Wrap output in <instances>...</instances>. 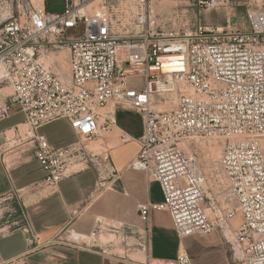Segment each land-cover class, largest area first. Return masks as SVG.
Returning <instances> with one entry per match:
<instances>
[{
	"label": "built area",
	"instance_id": "2783aa9c",
	"mask_svg": "<svg viewBox=\"0 0 264 264\" xmlns=\"http://www.w3.org/2000/svg\"><path fill=\"white\" fill-rule=\"evenodd\" d=\"M95 0H64L49 11L46 0H0V88H12L0 101V121L19 105L25 125L0 131V158L9 170L35 158L45 175L34 187L55 192L73 174L92 168L101 190L119 189L121 172L108 145L98 142L117 124L116 109H133L143 133L122 131V142L138 141L129 168L159 182L163 201L140 204L147 222L139 242L138 264H194L183 248L175 259L152 256L153 209L170 213L177 236H207L220 230L240 264H264V0L249 2V27L228 25L180 34L159 31L151 0H119L88 12ZM144 3V5L142 4ZM207 9L234 10L237 0H195ZM74 30V31H73ZM128 46L119 58V46ZM68 50L69 69L49 61ZM2 71V72H1ZM143 82L138 85V82ZM173 106L154 108L157 98ZM104 111V112H103ZM67 120L75 139L53 145L41 129ZM225 137L220 157L206 167L199 146ZM14 154L7 161L6 154ZM23 188L10 192L21 220L0 222V237L14 229L31 243L37 232L23 202ZM11 214V213H10ZM5 215L0 214V221ZM129 246V243H127ZM22 256L0 264H24Z\"/></svg>",
	"mask_w": 264,
	"mask_h": 264
},
{
	"label": "crops",
	"instance_id": "0c3cea01",
	"mask_svg": "<svg viewBox=\"0 0 264 264\" xmlns=\"http://www.w3.org/2000/svg\"><path fill=\"white\" fill-rule=\"evenodd\" d=\"M46 1L55 9L64 7V0ZM119 109L115 114L117 124L106 133H116L118 143L112 144L114 137L106 134L100 139L109 146L112 161L121 172L119 189L100 191L95 170L88 168L63 180L55 192H49L34 187L45 175L35 158L14 163L9 170L0 158V204L12 199L8 197L10 192L23 188L22 205L37 232L32 243L20 229L0 237V260L22 256L24 264H138L133 260L143 258L134 246L147 225L139 214V206L147 201L161 202L164 197L159 182L150 179L147 172L129 168L140 145L136 140L122 142L120 134L126 131L139 137L143 133V118L136 128L122 125ZM15 113H21L18 104L12 105L9 117L0 121V131L25 125L24 115ZM59 121L53 128L51 123L41 129L56 146L76 137L69 121ZM14 203V210L3 217L1 224L7 220L22 221L16 200ZM148 223L152 229V256L158 260L175 259L185 248L194 264H240L220 230L205 237L180 239L170 213L158 209L150 212Z\"/></svg>",
	"mask_w": 264,
	"mask_h": 264
},
{
	"label": "rangeland",
	"instance_id": "374dc122",
	"mask_svg": "<svg viewBox=\"0 0 264 264\" xmlns=\"http://www.w3.org/2000/svg\"><path fill=\"white\" fill-rule=\"evenodd\" d=\"M99 1V0H98ZM104 0H100L99 2L94 1V3L90 4L87 7L88 12H94L99 10L103 5ZM105 5L110 6L112 4L117 3L119 0H105ZM249 2L252 3L253 6L257 4V0H237V5L234 10H227L223 7L217 9H207L199 6L195 3V0H151V8L153 10V17L152 21L154 25L158 26L159 31H164L168 34L180 32L183 34L185 32L194 30L197 27H206V28H214V29H221L228 25V18H230L231 25L247 29L249 27V22L246 16L247 7L249 6ZM144 5V3H142ZM97 6V7H96ZM98 8V9H97ZM74 31V30H73ZM58 54V53H56ZM56 54H52L49 57V61L52 62L53 59H56ZM60 55L57 60L60 62L61 70L67 72L69 69L68 63V50L62 49ZM123 53H119V58L123 57ZM62 57V58H61ZM138 85H142L143 82H138ZM12 93V88L9 84L4 81L0 88V99L8 100L9 94ZM172 99L170 102H162L160 98L156 99L154 104V108L165 110L171 108L174 104L173 98H175V94H173ZM104 112V111H103ZM15 114H22V113H15ZM140 113L133 109L122 108L120 107L118 111L119 122L122 125H127L132 128H136L140 125L142 121ZM60 122V121H59ZM59 122L52 123L51 127L53 128L55 125H58ZM50 126V125H49ZM22 128H27L26 125H22ZM52 135L57 138L55 132ZM109 137L113 136L114 140H112V144L118 143V137L115 133L114 135L106 134ZM90 146L98 147V142H91ZM225 142V137H214L208 138L202 143H200V147L202 152L203 159H206V167L208 170L211 169L212 164L218 160L221 154L222 145ZM259 144L261 145L264 151V137H261L259 140ZM14 154L8 152L6 154L7 161H10L13 158ZM15 199H8L5 200L3 204H0V214L8 215L12 213L14 210V203ZM198 237H205V236H198ZM109 238V236H108Z\"/></svg>",
	"mask_w": 264,
	"mask_h": 264
},
{
	"label": "bare ground",
	"instance_id": "6f19581e",
	"mask_svg": "<svg viewBox=\"0 0 264 264\" xmlns=\"http://www.w3.org/2000/svg\"><path fill=\"white\" fill-rule=\"evenodd\" d=\"M96 1V0H95ZM100 1V0H99ZM98 0H97V2H99ZM94 3V2H93ZM97 7V6H96ZM98 9V8H97ZM119 53H123L124 51H127L128 50V46H123V45H121V46H119ZM61 56H62V54H60ZM60 55H59V59H60ZM51 57H53V56H51ZM56 57V56H55ZM62 58V57H61ZM57 59V58H56ZM54 60V59H53ZM2 72V71H1Z\"/></svg>",
	"mask_w": 264,
	"mask_h": 264
},
{
	"label": "trees",
	"instance_id": "16d2710c",
	"mask_svg": "<svg viewBox=\"0 0 264 264\" xmlns=\"http://www.w3.org/2000/svg\"><path fill=\"white\" fill-rule=\"evenodd\" d=\"M63 5H64V1H63ZM46 7H47V10H49V11H61V10H63V9H60V8H57V9L53 8V7L50 5L49 1H46ZM63 8H64V7H63Z\"/></svg>",
	"mask_w": 264,
	"mask_h": 264
}]
</instances>
